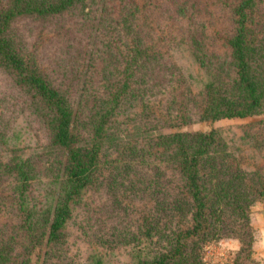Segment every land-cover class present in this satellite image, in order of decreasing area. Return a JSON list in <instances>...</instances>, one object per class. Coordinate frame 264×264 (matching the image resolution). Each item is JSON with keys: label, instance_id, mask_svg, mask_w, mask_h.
Here are the masks:
<instances>
[{"label": "rangeland", "instance_id": "obj_1", "mask_svg": "<svg viewBox=\"0 0 264 264\" xmlns=\"http://www.w3.org/2000/svg\"><path fill=\"white\" fill-rule=\"evenodd\" d=\"M241 1L72 0L4 20L0 0V264H140L164 252L191 225L172 208L184 188L173 134L213 131L209 164L226 157L264 178V0L244 21L261 107L204 116L248 98L228 45ZM30 76L70 111L72 146L95 157L87 183L70 179L58 108ZM63 205L69 215L49 236ZM247 214L245 234L230 214L212 224L201 264H264V197Z\"/></svg>", "mask_w": 264, "mask_h": 264}, {"label": "trees", "instance_id": "obj_2", "mask_svg": "<svg viewBox=\"0 0 264 264\" xmlns=\"http://www.w3.org/2000/svg\"><path fill=\"white\" fill-rule=\"evenodd\" d=\"M71 1L9 0V4L4 8L6 11L3 19L5 20L6 16L10 15L9 12L14 15L36 13L40 16L57 13ZM252 2L253 0H242L238 5L237 15L240 17L238 29L228 40V45L237 61L239 82L246 87L248 98L239 106H236L234 102H226L225 108H215L212 112H206L204 116L211 118L243 117L255 113L261 107L255 78L249 76L250 66L247 61L250 47L246 41L247 28L244 21L245 10ZM16 64L18 65L17 62ZM29 80L34 83L38 92L44 97L50 98L58 108L56 138L59 144L68 150L70 179L75 183H87L90 177L88 171L93 165L95 157L90 153L83 154L80 148L72 146L70 111L57 97V94L40 79L31 77ZM171 137L180 144L178 147L180 156L177 163L178 170L184 180V188L177 192V197L174 199L175 204L172 202L171 205L173 204L172 208L182 214L187 209L191 225L186 230L179 231V239L171 238L169 247L164 252L159 253L151 260H143L140 264H201L198 260L197 245L202 239L212 235L210 233L214 229L212 224L222 222L223 217L230 214L235 221L237 220L238 230L236 231L247 233L250 229L248 207L257 198L264 197V178L259 171L248 172L238 165L226 163V157L225 159L221 158L223 160L220 165L209 164L210 160L216 158L217 151L214 147L219 142L213 131L207 134H173ZM186 140L191 146L187 147L183 144ZM160 204L163 205L162 208L166 206L164 201H160ZM68 215L67 205L56 208L49 225V236L57 235V231L63 226ZM214 233L217 234L215 231ZM188 238L196 240L188 241L190 242L188 243L186 240Z\"/></svg>", "mask_w": 264, "mask_h": 264}]
</instances>
